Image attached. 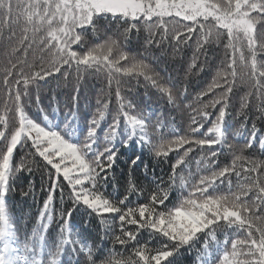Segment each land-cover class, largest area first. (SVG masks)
<instances>
[{
  "label": "trees",
  "instance_id": "trees-1",
  "mask_svg": "<svg viewBox=\"0 0 264 264\" xmlns=\"http://www.w3.org/2000/svg\"><path fill=\"white\" fill-rule=\"evenodd\" d=\"M4 2L7 4V0ZM11 2L15 9L17 0H11ZM6 15V10L0 9V29H2L0 33V115L11 116L13 111L11 102L8 101L9 92L3 83L4 69L11 67V63L26 61L24 65L17 63V68L13 69V75L8 78L12 84H15V81L21 78L18 76L21 69L26 73L40 70L42 54L36 51L35 47L25 51L26 45L12 52V48L17 44V37L22 34L23 21L5 27ZM15 16L14 10V19ZM158 19L154 17L146 22L141 18L140 21L131 22L118 16L97 15L90 26L77 29L81 41L73 45V50L82 54L93 47L105 45L110 40L115 41L119 51L135 57L138 62L146 63L151 69L149 76L158 75L162 86L169 87L174 95H179L177 100L179 107L170 103L167 94L161 93L145 76L121 74L109 83L108 72L106 70L96 72L93 67L84 73L82 82L78 84L76 72L64 66L60 73L28 85L26 94L21 98L25 117L47 131H55L66 142L79 147L85 141L90 127L89 122L106 103L108 107L104 110V119L96 128L95 144L93 151L88 154L89 159L102 151L109 143L106 141V135L113 123V118L120 112L121 103L124 105L123 111L129 116L143 119L146 124L145 131L153 144L158 145L179 136L195 135L196 138H203L207 128L211 126V121H204L197 115V111L225 89L217 88L199 99L197 94L207 88L216 72L223 70L233 57L232 49L226 47L227 32L219 30L223 35L218 40L213 36L212 43L205 44L197 51V39L200 36L197 27L187 39V43H181L177 51L172 24L168 25V35L164 36V29L153 27ZM173 19L178 20V18L165 17L166 21ZM201 22L214 23L211 19ZM129 23H135L137 27L129 32L126 39L123 33ZM180 23L190 24L191 22L180 21ZM257 27L259 28V25ZM13 32H15L14 36ZM42 35H45L43 30L37 33V36ZM186 36L187 33L180 39L184 40ZM149 39L154 42L148 44ZM240 47L245 57H248L247 42L241 41ZM194 53L197 56L196 67L189 73L188 69L193 61ZM116 55L117 52L114 51L113 58ZM235 58L238 75L233 86V93L230 94L229 107L222 126L221 143L211 148L186 144L182 148L171 151L168 157H156L149 146L133 136L124 115L120 114L117 117L119 120L117 134L111 141L112 151L116 154L115 162L106 173H101V176L106 179L99 181L98 178L96 187L105 199L126 211L130 207L137 208L140 205L150 204L154 193L163 196L167 192L164 203L155 206L157 211H167L188 198L193 185L198 184L202 176H209L213 171L231 166L237 155L244 157L243 160L236 161L241 176L237 177L235 173H232L216 180L214 186L208 188L204 195L221 196L229 195L230 191L237 192L240 185L245 183V175L252 177L257 175L256 173L245 174L243 168L248 166L246 161L249 159L264 161V144L260 143L264 138V118L259 116L256 108L260 100L247 83L246 73L250 69L245 68L241 63L240 52L235 53ZM45 59H47L46 56ZM257 60L264 63V52H258ZM120 64L125 67L130 66L129 61H121ZM65 71L71 72L67 80L63 75ZM117 79L119 84L116 82ZM18 87L22 91L24 85L21 83ZM118 90L121 94L119 101L116 95ZM249 92L253 93L249 98L250 105L238 115L241 112L240 98ZM12 94L14 95V90ZM98 100L100 104L97 103ZM5 101L9 103L7 113L4 108ZM219 107L220 105L216 108L209 107L205 111L211 113L214 119ZM192 116H196L198 122L204 123L200 132L196 134L190 131L191 127L197 126L192 124ZM158 120L159 123H157ZM16 124L18 126V120L9 124V135ZM242 124L243 129H241ZM253 127L256 129V139L251 147L241 151L243 146L248 144ZM238 131H241L240 135H237ZM137 132L139 133L140 130L137 129ZM212 135L214 134H209V136ZM130 136H132L131 139H129ZM4 143L0 141V151L3 150ZM189 148L192 150L173 172V165ZM210 153H216V155L210 157ZM24 160L31 168L30 171L17 170ZM51 171L55 175L50 166L34 153L31 144L23 142L13 153L7 193L0 198V204L3 206L0 229L3 233L4 229H7V224L11 225L12 231L7 229L9 235L6 237L9 244L13 242L17 244L31 261L39 258L43 264H104L110 254L115 259L123 257L138 259L133 253L141 246L149 250L159 249L164 245H168L169 249L174 247L159 233H153L147 228L138 229L137 225L132 224H125L123 227L125 231L138 233L136 239L126 245L116 243L115 236L122 235L120 213L97 215L82 203L74 204L71 198L72 189L63 180V176L59 178L60 187L53 194L51 219L42 220L41 209L49 195ZM229 181H231V189ZM85 187L90 186L86 184ZM196 197H199V193H196ZM253 197L254 193H250L242 199L251 203ZM69 210L71 215L68 217L65 236L70 243L61 245L62 226ZM135 218L140 220L138 214ZM45 224L47 227H44ZM220 225L221 227L212 226L199 233L195 239L181 246L162 264H218L225 248L231 249V240L244 238L247 235L242 230L237 231L234 226H224L223 221H220Z\"/></svg>",
  "mask_w": 264,
  "mask_h": 264
},
{
  "label": "snow or ice",
  "instance_id": "snow-or-ice-1",
  "mask_svg": "<svg viewBox=\"0 0 264 264\" xmlns=\"http://www.w3.org/2000/svg\"><path fill=\"white\" fill-rule=\"evenodd\" d=\"M41 5H43L42 8ZM0 9L6 10L7 13L5 27L23 21L22 34L17 37V44L12 48V52L14 53L26 45L25 51L35 47V50L42 54L40 70L26 73L21 69L18 76L22 79L18 78L15 84H12L8 78L13 75V69L17 68V63L24 65L26 61L20 60L17 63H11V67L4 69L3 83L8 88V101L11 102L13 115H0V141L5 142L3 150L0 151V198L7 193L8 174L13 153L18 146L26 141L31 144L34 153L41 157L55 174L53 175L51 171L49 195L41 209L40 218L42 220L51 219L50 209L53 194L60 187L59 178L63 176V180L72 189L71 198L74 204L82 203L97 215L120 213L119 222L122 235L115 236L116 243L126 245L136 239L138 233L125 231L123 227L125 224H132L137 225L138 229H151L153 233H159L174 245L171 249L168 245H164L162 248L154 250L143 246L138 247L133 253L138 258L135 260L131 257L115 259L110 254L104 264H162L170 256H173L181 246L187 245L202 231H206L212 226L221 227L220 221L224 222V226H234L237 231L242 230L247 235L244 238L232 239L231 249L225 248L218 264H264V173H262L264 161L262 160L249 159L246 161L248 166L243 168V172L245 174L256 173L257 175L255 177L245 175V183L240 185L239 191L234 193L230 191L229 195L221 196L204 195L208 188L214 186L216 180L232 173H235L237 177L241 176L236 161L243 160L242 155H237L231 166L213 171L209 176H202L199 183L193 185L188 198L167 211H157L155 207L157 204L164 203L167 199V192L163 196L154 193L150 204L140 205L137 208L130 207L123 211L96 190L98 182L106 179L101 176V173H106L115 162L116 154L112 151L111 141L117 134L119 123L117 117L120 114L124 115L133 136L149 146L156 157H168L171 151L182 148L186 144L211 148L221 143L222 126L227 115L230 94L233 93V86L238 75L235 58L237 52H240L241 63L245 68L250 69L246 73L247 83L260 100L256 108L259 116L264 118V63L257 60L258 52H264V0H198V2L193 0L192 3L179 2V0H167V2L165 0H132L130 3L106 4L97 3L96 0H17L15 9H13L11 0H7V4L4 0H0ZM14 10L15 19L13 18ZM97 15L118 16L131 22L140 21L141 18L147 22L151 21L153 17H157L159 19L153 27L164 29V36L168 35V25L172 24L177 51L181 43H187V39L191 37L197 27L200 31V36L197 39V51L202 49L205 44L212 43L213 36L218 40L223 35L219 30L227 32L228 44L226 47L232 49L233 57L223 70L216 72L207 88L197 94V99H199L217 88L225 89L197 111V115L204 121H211V126L207 128L203 138H196L195 135L179 136L158 145L153 144L145 131L146 124L143 119L129 116L123 111L124 105L121 103L120 112L117 113V117L113 118V123L106 135V141L109 143L102 151L97 152L89 159L88 154L93 151L95 144L96 128L104 119V110L108 107L106 103L89 122V131L84 143L79 147L66 142L55 131H47L25 117L21 107V98L26 94L28 85L60 73L64 66L76 72L78 84L82 82L84 73L93 67L96 72L106 70L109 83L121 74L124 76H145L161 93L167 94L170 103L177 105L179 95H174L173 90L169 87L162 86L159 83L158 75L149 76L148 73L151 69L146 63L138 62L135 57L119 51L115 41L110 40L107 44L93 47L82 54L73 50V45L81 41L77 29L90 26L93 18ZM165 17L179 19L166 21ZM209 19L214 23L201 22L209 21ZM180 21L191 23L181 24ZM135 27H137L135 23H129L128 27L124 29L123 35L126 39L129 32ZM41 30L45 32V35L37 36ZM0 33H2V29H0ZM185 33H187L186 38L181 40L180 37ZM12 35L14 36L15 32ZM241 41L247 42L248 57H245L240 47ZM153 42L151 39L147 41L148 44ZM114 51L117 52L115 58L112 56ZM196 58V53H194L193 61L188 69L189 73L192 68L196 67ZM121 61H129L130 66H121ZM73 66L75 67L73 68ZM70 74V71L63 72L66 80ZM116 82L119 84L118 79ZM21 83L24 85L22 91L18 87ZM13 90L14 95L12 94ZM252 94L249 92L240 98L241 112L238 115L243 113V109L249 107V98ZM116 95L119 101L121 96L119 90ZM75 98L74 95V101ZM8 101L4 102L6 113L9 110ZM97 103L100 104V100ZM217 105H220L218 113L212 119L211 113L205 109L216 108ZM189 107L191 106L189 105ZM17 120L18 126L16 124L9 135V124ZM191 122L193 125H197L190 128L191 133H199L204 123L198 122L196 116H192ZM243 128L242 124L241 129ZM137 129L140 130L139 133ZM209 134L214 135L209 136ZM240 134L241 131H238L237 135ZM131 138L132 136L129 137V139ZM255 139L256 129L253 127L249 135V142L243 146L241 151L251 147ZM260 143L264 144V139H261ZM125 146H127V141H125ZM191 150V148L187 149L183 156L175 162L173 172L178 165L184 162V158ZM215 155L216 153H210V157ZM17 170L30 171L31 168L24 160ZM86 184L90 187H85ZM229 186L231 189V181H229ZM196 193H199L198 198ZM250 193H254L251 203L242 199L249 196ZM258 212L261 214L258 215ZM2 213L3 206L0 204V218H2ZM137 214L140 217L139 221L135 218ZM70 215L71 210L67 213V219H64L61 245L70 243V240L65 236ZM44 227L47 225L45 224ZM153 251L154 254H152Z\"/></svg>",
  "mask_w": 264,
  "mask_h": 264
},
{
  "label": "rangeland",
  "instance_id": "rangeland-1",
  "mask_svg": "<svg viewBox=\"0 0 264 264\" xmlns=\"http://www.w3.org/2000/svg\"><path fill=\"white\" fill-rule=\"evenodd\" d=\"M96 2L100 4L130 3L132 2V0H96ZM179 2L192 3L193 0H179ZM196 2H198V0H196ZM2 226H4V223H2ZM7 227H8L7 229H9V226ZM7 229H4L3 233L0 229V247H1L0 248V264H43L39 261H35L31 263L29 261V258L25 256V254L23 253V250L18 245L14 244L13 247L7 246V240L5 239V236L9 235V232H7Z\"/></svg>",
  "mask_w": 264,
  "mask_h": 264
},
{
  "label": "clouds",
  "instance_id": "clouds-1",
  "mask_svg": "<svg viewBox=\"0 0 264 264\" xmlns=\"http://www.w3.org/2000/svg\"><path fill=\"white\" fill-rule=\"evenodd\" d=\"M9 151H10V149H9Z\"/></svg>",
  "mask_w": 264,
  "mask_h": 264
}]
</instances>
